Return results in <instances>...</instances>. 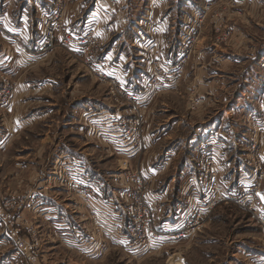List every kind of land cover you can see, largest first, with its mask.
I'll return each mask as SVG.
<instances>
[{
  "label": "rangeland",
  "instance_id": "obj_1",
  "mask_svg": "<svg viewBox=\"0 0 264 264\" xmlns=\"http://www.w3.org/2000/svg\"><path fill=\"white\" fill-rule=\"evenodd\" d=\"M59 1L65 2L62 22L69 26L71 33L78 37L83 34L92 35L103 45L104 50L105 40L96 36L93 25L85 32L71 25L75 15L83 10L81 1ZM91 1L95 0H88L86 5L92 7ZM140 1L145 2V0H134V3L138 2L134 8H139L135 18L136 16L143 18L145 10H147L146 17L155 16L156 12L162 14V19L167 16L166 13L157 11L152 4L153 0L145 6H141ZM57 4H59L57 0H45L44 5L40 4V8L44 7L43 10L31 15L33 27L38 21L41 22L40 32L34 30L35 34L38 32L37 38H30L34 43L41 38L44 24ZM168 5L169 10L172 11L168 28L171 40L166 37L165 40L166 45H171L170 50L172 48L174 55L167 59L175 62L180 57L183 46H190L187 47L188 57L182 65L183 75L177 81L181 85L178 90L172 92L156 90L152 93L159 95L157 105H168L167 113L172 116L171 121L176 115L178 119H185L189 124L179 131L181 136H184L180 138V142L176 138L168 146L172 144L177 146L179 143L183 146V142L192 135V132H188L191 130L189 127L191 121L198 119V116L200 118L208 112L213 113L223 108L225 116L223 115L218 126L219 133L230 136V142L236 143L237 153L236 151L230 153L226 162L221 160L223 157L215 153L213 157L216 164L215 162L214 164L217 166L218 162L217 174L220 179L217 178V181L222 183L220 189L225 186L223 194L238 196L239 184L253 176L251 170L255 154L257 152L264 154V0H170ZM14 17L18 22L16 14ZM184 30L190 32L186 33ZM0 31L3 32L2 43L6 51L2 59L13 57L12 52L16 53V49L20 56L28 59L27 62L31 63L29 60L35 59L33 61L35 64H29L25 69L19 68L18 73L15 74L16 78L9 71L2 72L1 64L4 62H0V264H262L264 262V234L251 215L235 203L219 204L206 215L201 212L202 208L198 210L191 208L186 213H181L183 212L181 208L178 214L170 212L171 218L174 214L179 216L180 213L183 218L182 221H178L177 218V222H174L176 229L173 234L162 228L161 221L165 213L157 216L159 212L155 211L154 218L158 224L156 228L160 235L142 245H133L134 238L131 239L125 231L128 223L131 222V211L129 221L126 219L127 214H124L123 223H120L124 226L123 234H117L115 231V234L119 235L115 237L108 232L104 233L106 228L100 223L97 214H94L95 211L89 212V207H87L88 213L83 215L77 211L73 213L71 211L73 198L77 197L76 200L85 201L75 195L68 200L64 193L65 189L56 180L54 181L53 175L58 176L60 171L58 164L60 152L69 150L77 153L74 148L77 151L88 148L84 151L85 157L82 153L80 155L83 157L82 160L85 159L87 162L90 176L94 175V182H104L108 173L123 172V181L131 194L132 183H127L125 176L127 172H137L146 180V196L155 204L160 203L154 200L151 194L154 193L151 179L144 176L139 168L131 167L129 159L116 154L107 155L105 145L100 142L99 150L89 148L90 146L85 144L84 136L79 135L80 130L74 127L75 122H80L79 116L82 111L90 105L95 109L110 108L112 116L115 117L118 116L117 112L121 111L119 106H122L116 101L110 87L106 83L97 81L89 73L79 53L71 54L69 48L55 44L50 53L37 56L31 54L36 52L34 43L28 45L20 33L8 29L2 20H0ZM138 37L145 41L147 38H153L152 34L144 32ZM59 41L60 39L56 37L55 42ZM152 43L153 41L149 45ZM164 46L155 47L167 54L170 50ZM207 47H211L212 51L207 50ZM209 56L210 63L213 64L212 58H214L218 60L221 68L215 64L218 77H211L210 83L206 85L209 77L202 75L200 70H204L207 65L205 60ZM37 59L43 60V63L45 61V65H42V62L36 64L39 61ZM120 64L127 66V63ZM37 68L39 74L36 76L44 75L45 78L53 79L45 85V89L38 91L39 95H45V116L16 134L10 127V93L19 86L21 78L29 77V72ZM128 87L133 89V92L140 90L139 84L133 86L130 84ZM202 96L205 97L201 98ZM207 96L211 99H207ZM190 100L198 104L195 109ZM37 104L39 103L35 102V105ZM167 113L165 116L168 115ZM200 136L201 134L196 135L194 136L196 140L193 139L194 144L198 143L196 151L198 153L190 160L193 168L191 174L196 172L194 177L200 184L199 190H203L205 198H208L210 194L204 187L201 164L205 150L211 147L204 143L202 146L200 141L207 140L211 135L203 133L202 138ZM210 139L212 140V136ZM62 145L71 149L62 148ZM191 156L186 152L185 157L191 158ZM227 162L229 169L233 166L235 168H232L229 174L236 177V186L232 185L231 177H225L228 174L224 171L227 170ZM219 164H223L221 172L224 173L221 174L224 178H221ZM262 168L264 169V159ZM107 178L110 179V175ZM115 182L105 181L107 187L105 184L103 189L107 188V191L100 188V192H103L100 193L99 202L103 199H113L110 185L117 187L118 183ZM114 187L112 190L115 189ZM114 195L116 196V192ZM262 199L264 201V198ZM127 203L131 210L130 195H127ZM75 204L81 206L79 202ZM87 206L93 207L90 202ZM43 209V213L38 214V211ZM110 237L114 239L111 240ZM116 237L123 238V244L116 242L118 241ZM132 248L139 250L133 253ZM140 252L144 254L139 258Z\"/></svg>",
  "mask_w": 264,
  "mask_h": 264
},
{
  "label": "crops",
  "instance_id": "obj_2",
  "mask_svg": "<svg viewBox=\"0 0 264 264\" xmlns=\"http://www.w3.org/2000/svg\"><path fill=\"white\" fill-rule=\"evenodd\" d=\"M80 1L83 10L79 14L75 15L71 25L84 32L90 30L92 28L91 26L93 25V30L96 36H99L101 39L105 40L106 45L104 50L106 56L118 65L117 72L121 71V73L125 75V78L129 79L128 81L131 85H138L140 83V78L148 68L149 58L151 56L152 49H154L155 46L163 47L165 45L164 47L170 50L171 45H166L165 40V37L171 40V33L168 29L171 23L169 19H171L172 15V11L171 9L169 10L170 6L168 5L170 0H153L154 2L152 3L154 7L157 8V11L167 14L164 19L161 18L162 14L157 12L155 13V16L150 15L146 17L147 10H145V7V16L143 13V18L139 16H136L135 18V13L139 8H134V5L138 4V2L134 3V0H95L91 1L92 7L86 5L88 0ZM0 2H2L0 3V20L4 21L8 29L15 30L16 32L20 33V36L24 38L28 45H32L34 42L30 40V38H37L38 32L35 34L34 30L37 29L40 32L41 22L38 21L35 27H33L31 15H33L34 12L40 13V10H43L44 7L40 8V4L44 5L45 0H0ZM150 2H152V0H145V2L140 1L139 3L141 6H145ZM166 5H168L167 8H165ZM144 10L141 11L144 12ZM149 13L151 14V12ZM14 14L17 15L19 23L14 20ZM143 32L152 34L153 38H147L146 41L142 40V38L138 37V35L141 36ZM185 32L189 33L190 31L186 30ZM2 37L3 32L0 31V62H4V64H1L3 70L2 72L6 73L9 71L10 74L16 78L15 74L18 73L19 68L25 69L29 66V64H35V62H33L35 59H30L29 61H31V63L27 62L28 59L20 56L17 49L16 53L14 52L13 54L12 52L14 59L13 57L2 59L3 53L6 52L5 46L3 45L4 43H2V41H4L2 40ZM152 41L153 43L149 45V43ZM207 50L212 51V48L207 47ZM215 52L217 53L216 50ZM69 53L73 54L72 51ZM163 53L165 54V51ZM173 55L174 52L172 48L167 54H165L166 58H170ZM114 57L118 59H115ZM43 59L45 60V58ZM212 60L214 61L213 64L210 63L211 58L209 56V58L205 60L207 65L204 67V70H200L202 75L209 77V82L206 85L210 83L211 77H218V70L215 66V64L219 66L218 60H215L214 58H212ZM42 61L39 60L36 64ZM45 61L41 64L45 65ZM122 62L127 63V66L120 64ZM219 68L221 67L219 66ZM37 74H39V68L29 72V77L27 76L23 79L21 78L19 86H17L10 93V127L11 129L13 128V131L16 134L22 132L24 129H27L31 123L40 121L41 118L45 116V95H39L38 91L40 92V90L45 89V85H48V83H50L53 79L45 78L44 75L36 76ZM179 86H181L180 83L176 88L174 87L175 89L170 88V90L165 91H177ZM211 89H213V86H211ZM158 96H156V93H154L145 99L141 104V149H139V151L130 156L128 159L131 167L139 168L141 173L144 176L150 178L153 182L152 189L154 193L151 194L153 199L160 203V210L158 211L159 213L157 216L163 215L165 213L163 220L161 221L162 228L163 230L170 232V234H173L176 229V224L174 222L177 218H179L178 221H182L183 219L181 218V213L189 212L191 208L197 210L200 208L203 209L205 201L207 200V198H205V192L203 190H199L200 184L197 183L195 179L196 177H194L196 172L191 174V170H193V168L192 162L190 160L198 153H196L198 143L194 144V140H196V137L194 136L201 134L200 138H202L203 133H207L209 136L211 135L212 140L210 139V136V138L208 137L207 140L205 139V141H200V144L202 146H204V144L209 145L211 148H208L207 150L211 149L213 150L214 154L216 153L219 155V157H223L221 160L224 162L228 161V155L232 152H235L237 146L236 143L232 144L230 142V136L219 133L220 129L218 126L220 125L223 115L225 116L224 110H222L223 108H219L213 113L208 112L200 118L198 116V119L191 121L192 124L189 126L191 130L188 132H192V135L190 139L183 142V146L180 145V143L177 146L173 144L172 146H168V144L172 143V141L176 138L177 141L180 142V138H183L184 136H181L179 131L186 128L185 125L189 124L185 119V122L184 120L178 119L176 115H174V120L171 121L172 116H169L167 113L168 105H157V101L159 100L157 98ZM204 97L205 96H202L201 98ZM206 98L211 99V97L208 96ZM35 102L39 104L35 105ZM104 108L101 107L95 109L90 105L80 114V122H75L73 125L76 130H80L78 133L80 136H84L86 140L85 144L89 145V148L93 150H99L98 147L100 146V142L105 145V151L107 152V155L111 156L116 154L121 157H125V152L121 151V144L118 140V137H116L117 134H113L114 132L110 133L112 136L107 140H103V138L98 136L99 131L103 128H101L102 126L97 123L100 121L99 118L95 117L100 115H107L110 117L112 116L110 108L109 110ZM166 113L168 114L167 116H165ZM62 148L71 149L65 145H62ZM183 149L185 154L186 152H189V154L192 155L191 158L185 157V154L183 155ZM74 150L77 153H72L69 150L61 151L58 159L63 161L71 173L75 174L79 180L95 185L99 189L102 187L101 189L105 192L107 191V188L103 189V186L106 184L105 181H116L115 183H118V186L114 187L113 184L110 185L111 191L113 193V199L108 198L105 200L103 199L101 202H91L93 207L87 206V203L81 201L80 199L76 200L75 198L77 197L71 195L63 186L65 189L64 193L67 195L68 200L69 197H75L73 198L74 205L72 204L73 209L71 211L73 213H76L77 211L83 215L88 213L87 207H89V212L95 211L94 214H97L100 223H102L103 227L106 228L104 233L108 232V234L115 237L117 234H115L114 225L118 226L120 223H123L122 218L124 217V214H127L126 219L129 221L130 205L127 203V195H130V193L127 185L123 181V172H119L118 174L108 173V175L111 177L110 179L107 178V175L104 178V182H94V175L90 176L88 173L87 162L85 159L84 161L82 160V158L85 157L83 155H86V152L84 151H87L88 148L86 147L83 151H77L76 148H74ZM81 153L83 157H81ZM262 157L264 159V154H262ZM226 166L227 170L224 171L225 173L227 171L228 174H226L225 177H231V181H233L232 185L236 186V177L234 178L233 175L230 176L229 174V172L232 171V168H235L233 166L231 169H229L228 162L226 163ZM222 168L223 164H219L220 174L224 173L221 172ZM113 177L116 178V180ZM221 178H224L223 174H221ZM96 183L99 184L100 187ZM220 185H222V183H220ZM113 187L116 191L112 190ZM103 191H101V193ZM115 192L116 196L114 195ZM262 193L264 195V188L262 189ZM226 194L230 195V193ZM116 197L117 199H115ZM75 202H79L81 206L79 207L77 204H75ZM229 202L233 203L232 201ZM180 208L183 210V212L181 211L179 216L174 214L171 218L170 212H175L178 214ZM81 209H83L84 212ZM43 211L44 209L42 211L39 210L38 214H42ZM48 212L50 213V210ZM116 238L118 240L116 242H121L123 244V238ZM110 239L112 240L114 238L110 237ZM103 244L105 245V243ZM138 250L139 249H133L131 252L136 253ZM143 254V252L138 253V257L140 258ZM262 264H264V262Z\"/></svg>",
  "mask_w": 264,
  "mask_h": 264
},
{
  "label": "built area",
  "instance_id": "obj_3",
  "mask_svg": "<svg viewBox=\"0 0 264 264\" xmlns=\"http://www.w3.org/2000/svg\"><path fill=\"white\" fill-rule=\"evenodd\" d=\"M57 2L59 4L54 8L44 24L41 38L34 43L36 52L31 54H36L37 56L47 55V53L52 51L55 44L65 46L75 54L79 53L89 73L97 81L106 83L112 93H114L116 101L122 104V106H119L121 111L117 112V117L100 115L98 116L100 121L97 123L103 128L99 131V136L103 140L111 137L110 133L114 132L113 134H117L116 137H118L121 144V151L125 152V158L128 159L141 149L142 102L156 90H166L175 86L183 75L182 65L188 57L186 54L189 53L188 48L190 46H183L182 53L175 62L167 59L156 47L152 49L148 68L140 78V90L133 92V89L128 87L130 85L129 79L125 78L121 71L117 72L118 65L106 56L103 45L100 44L97 38L89 34H83V36L78 37L71 33L69 26L62 22L65 2L62 3L59 0ZM56 37L60 39L58 43L55 42ZM190 101L195 109L198 104H196V101ZM198 103L200 102L198 101ZM213 155L214 153L211 149L205 150L203 154L204 158L201 168L204 187L210 196L205 201L201 212L206 215L217 205L232 201L251 215L264 234V201L262 199L263 193L261 192L264 181L262 154L258 152L255 154V159L252 160L253 162L251 161L253 164V169L251 170L253 171V176L239 184L240 194L238 196L223 194V190L220 189V183L217 181V178H219L217 174L218 162L217 166H215L216 162ZM58 164L60 171L58 176L53 175L54 181L56 180L71 195L79 196L86 203L99 202L101 200V192L98 187L79 180L75 174L71 173L63 161L58 160ZM125 181L129 184L132 183L133 186L130 194L132 200L131 222L128 223L125 231L131 236V239L134 238V241H132L133 245H142L149 240L158 238L160 235L154 218L155 211L158 212L159 210L157 209H160V207L146 196V180L137 172H127ZM123 227L121 224L115 227L116 233L123 234ZM125 236L127 237V235Z\"/></svg>",
  "mask_w": 264,
  "mask_h": 264
},
{
  "label": "snow or ice",
  "instance_id": "obj_4",
  "mask_svg": "<svg viewBox=\"0 0 264 264\" xmlns=\"http://www.w3.org/2000/svg\"><path fill=\"white\" fill-rule=\"evenodd\" d=\"M262 198H264V197H262Z\"/></svg>",
  "mask_w": 264,
  "mask_h": 264
}]
</instances>
